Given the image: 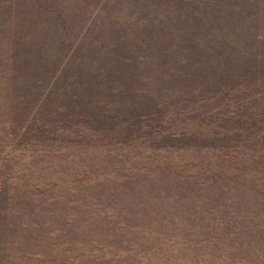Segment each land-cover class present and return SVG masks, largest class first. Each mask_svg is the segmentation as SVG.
<instances>
[{"label": "rangeland", "instance_id": "rangeland-1", "mask_svg": "<svg viewBox=\"0 0 264 264\" xmlns=\"http://www.w3.org/2000/svg\"><path fill=\"white\" fill-rule=\"evenodd\" d=\"M0 264H264V0H0Z\"/></svg>", "mask_w": 264, "mask_h": 264}]
</instances>
